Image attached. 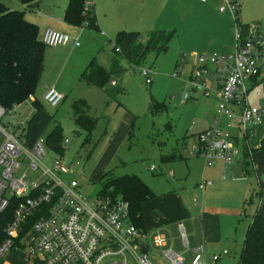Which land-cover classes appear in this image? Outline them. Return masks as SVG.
I'll use <instances>...</instances> for the list:
<instances>
[{
	"label": "rangeland",
	"instance_id": "374dc122",
	"mask_svg": "<svg viewBox=\"0 0 264 264\" xmlns=\"http://www.w3.org/2000/svg\"><path fill=\"white\" fill-rule=\"evenodd\" d=\"M61 1L65 0H40L36 10L25 13L37 16L39 21H45V15L49 13L47 8ZM95 1L96 14L98 15V7L104 15L100 17L102 21H105V13L108 20L117 15V12L112 10L114 6L110 1L108 4L107 0ZM238 1L242 22H257L264 27V0ZM0 2L11 9L25 8L21 0ZM214 5L217 12L224 17L216 14L210 7L196 6L190 14L184 13V16L174 11L170 24L162 22L161 26L156 28L140 26L133 29L132 31L140 33L141 39L145 38L147 30L158 28L173 30L174 36L165 53L157 57L151 53L141 64L130 67L121 77H115L116 86L124 89L115 98L101 88L81 82V70L76 72L75 69L79 61H84L90 53L98 63L104 67L108 66L118 31L104 37L101 31L83 29L81 33L86 34L79 36V47H76L77 51L70 57L65 53L53 55L55 49L45 47L44 71L33 93L38 107L31 102V96L30 101L19 104L13 118L3 116L0 124L20 139H27V148H30L37 138L43 139L47 151L45 163H50L55 157H61L70 167L71 176L79 182L80 192L88 199L95 197L105 181V178L100 176L108 171L115 175L135 174L143 180L149 175H163L160 173L163 168L160 157L172 150H181L183 142L187 144L193 141V134L213 122L216 113L213 92L206 97L196 89L190 99L185 102L181 100L183 93L190 88L184 81L192 67L190 53L228 55L234 49V19L229 9L226 8L224 12L219 10L220 6H224V1ZM226 16L231 18L232 27L230 30H223L222 35L216 32L215 26L226 28ZM97 18L99 22V17ZM142 68L150 70V84L145 83L141 75ZM174 73L178 76H173ZM50 87H55L64 96V100L56 107L50 106L44 100V95ZM107 88L113 87L108 83ZM246 97L251 106H264V72L258 77L257 84L249 86ZM78 100L86 102L88 114L96 119L90 135L74 123L72 106ZM150 104H153V110H149ZM21 119L28 120L24 129L22 126L16 127V123ZM55 130L58 145L55 141L50 143V146L48 138ZM65 139L69 140L68 143H64ZM262 144L264 146V139ZM25 166L23 163L19 171L25 170ZM150 166L155 167L154 172L149 170ZM246 177L250 184L247 215L253 216L261 201L260 187L264 186V172H259L260 183L252 174H246ZM262 212L264 213V207L260 209V213ZM24 253L23 249H18L12 244L0 256V264H40L42 255L38 254L29 260ZM239 259L240 254L236 263Z\"/></svg>",
	"mask_w": 264,
	"mask_h": 264
},
{
	"label": "built area",
	"instance_id": "2783aa9c",
	"mask_svg": "<svg viewBox=\"0 0 264 264\" xmlns=\"http://www.w3.org/2000/svg\"><path fill=\"white\" fill-rule=\"evenodd\" d=\"M86 0L84 9L91 7ZM229 9L235 24V45L231 54H199L189 75L184 77L189 91L182 95L185 102L196 89L207 96L214 92L217 98L213 122L197 132L193 141L184 143L179 153L197 157L204 166L221 162L224 167L235 162L244 145H238L231 128L236 127L247 137L251 126L264 118V106H251L247 93L253 79L264 71V35L258 23L243 24L238 0H224L219 10ZM41 41L47 47L72 44L79 46V37L47 28ZM116 51H119L116 49ZM145 83L152 82L151 72L142 68ZM173 76H178L174 73ZM209 82V83H208ZM115 84L114 81L111 82ZM250 84V85H249ZM31 96L25 102L30 101ZM63 96L50 87L44 100L56 107ZM19 104L5 109L0 103V119L13 118ZM224 122V123H222ZM28 120L21 119L16 127L24 129ZM0 214L15 201L12 218L4 227V241L0 256L15 244L32 260L42 255L40 264H183L184 258L168 247V238L160 230L148 233L135 224L129 213V204L120 194L97 192L88 199L79 190V182L71 176V169L61 157L45 163L44 140L37 138L30 148L7 127L0 124ZM28 129L26 130V137ZM68 139L64 143H68ZM25 163V170L19 171ZM154 171L155 167L150 166ZM224 177V176H223ZM259 181V174H255ZM206 180L198 184L203 192ZM180 237L187 250V239L182 224ZM141 247L144 251H141ZM223 249L211 256L216 263ZM204 246L194 249L189 264H207Z\"/></svg>",
	"mask_w": 264,
	"mask_h": 264
},
{
	"label": "crops",
	"instance_id": "0c3cea01",
	"mask_svg": "<svg viewBox=\"0 0 264 264\" xmlns=\"http://www.w3.org/2000/svg\"><path fill=\"white\" fill-rule=\"evenodd\" d=\"M109 1L114 6L112 10L117 12V15L108 20L106 18L107 13H105V21H102L100 17L104 15H102V10L97 7L98 29L93 30L101 31L104 37L110 36L116 31L126 29H129L127 31H132L140 26L156 28L161 26L162 22L170 24L174 11H178L182 15L184 13L190 14L196 6L210 7L216 14L220 15L214 4L221 0H107V4ZM39 2L40 0L34 9H28L25 12L36 10ZM67 3L68 0H65L47 8L49 13L45 15V21H39L37 16L25 13V18L37 25L39 38H41L47 28L66 32L72 37L86 34V32L81 33L85 29L81 25L69 24L65 21L64 15ZM91 4L96 13V1L94 2L93 0L92 2L91 0ZM240 9L239 3V12ZM220 16L224 17L223 15ZM226 20L228 21L227 27L216 25V32L222 33L223 30H230L232 27L231 18L226 16ZM258 29L264 35V27L258 24ZM50 48L55 49L53 55L65 53L68 57L77 51L72 44ZM199 54L202 53H190L189 58L192 62L190 63L192 67L196 63L197 55ZM90 55L91 53L85 57L84 61L83 59L79 61L77 69H75L76 72L82 71L91 59H96ZM222 55L226 54L222 53ZM111 58L112 55L109 57L108 66H105V68L109 67ZM258 77L252 80L251 86L257 84ZM213 97L215 107H217L215 93ZM62 100H64V96ZM31 102H35L33 95ZM211 124L212 122H209L208 126ZM251 127L245 139L238 128H231V133L235 137L236 143L239 146H245L246 154L241 152L240 157L235 162L225 167L221 162H217L211 167H206L200 158L179 155L178 149L160 157L163 162V168L160 173L163 175H149L145 177V180L141 178L152 191V195L145 199L141 205L142 229L148 233L156 230L164 233L168 238L170 248L180 253L184 258L183 264H189L194 249L200 245L204 246L207 264H213L210 259L212 254L219 253L223 249H227L228 253L222 255L214 264H238L236 263L237 256L238 254L241 255L244 240L254 216L247 215L250 184L246 174L248 176L252 174L255 177L256 173L264 172V151L262 149L264 118ZM206 180L211 183L206 184L203 192H200L197 186L200 182ZM263 187H260L261 198ZM179 224H182L186 234L187 250L184 249L180 237Z\"/></svg>",
	"mask_w": 264,
	"mask_h": 264
},
{
	"label": "trees",
	"instance_id": "16d2710c",
	"mask_svg": "<svg viewBox=\"0 0 264 264\" xmlns=\"http://www.w3.org/2000/svg\"><path fill=\"white\" fill-rule=\"evenodd\" d=\"M38 1L21 0L25 5L24 9H11L0 2V103L5 109L21 104L32 96L43 71L44 48L47 46L39 38L37 25L25 18V9H34ZM85 1L68 0L64 19L69 24L97 30L95 9L91 5L86 11ZM173 36V30L160 28L147 31L144 40L137 31H118L109 67L105 68L93 58L81 71L79 80L86 85L101 88L115 98L124 91L123 87L116 86L115 77L119 78L130 67L141 64L151 53L155 57L165 53ZM112 81L115 82L114 85L111 84ZM108 83L113 88L108 89ZM33 105L38 107L36 102ZM153 107L150 104L149 110H153ZM72 111L74 123L91 134L96 119L88 114L86 102L78 100L73 104ZM55 141L58 145L56 130L49 135L48 143L50 145ZM262 149L264 151V146ZM242 152L246 154V149ZM100 177L105 178V181L98 192L108 193L112 190V193L122 195L129 204L132 220L142 228L141 205L152 195L148 185L135 174L115 175L108 171ZM14 203L15 201L0 214V243L5 236L4 227L12 218ZM262 207L264 190L248 228L238 264H264V213H260Z\"/></svg>",
	"mask_w": 264,
	"mask_h": 264
},
{
	"label": "water",
	"instance_id": "95a60500",
	"mask_svg": "<svg viewBox=\"0 0 264 264\" xmlns=\"http://www.w3.org/2000/svg\"><path fill=\"white\" fill-rule=\"evenodd\" d=\"M140 249H141V251H144V248L143 247H141Z\"/></svg>",
	"mask_w": 264,
	"mask_h": 264
}]
</instances>
